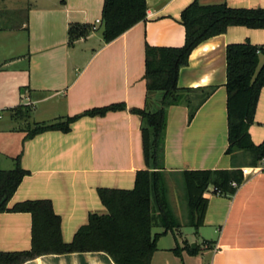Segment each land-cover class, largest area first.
<instances>
[{
	"label": "crops",
	"instance_id": "crops-1",
	"mask_svg": "<svg viewBox=\"0 0 264 264\" xmlns=\"http://www.w3.org/2000/svg\"><path fill=\"white\" fill-rule=\"evenodd\" d=\"M194 2L264 9V0H147L146 20L105 43L102 24L96 23L102 20L105 0H0V111L9 114L10 121L0 119V170H13L20 157L29 172L9 208L50 201L61 219L62 239L71 243L91 215L108 213L100 189L135 188L137 172L148 169L142 118L132 112L146 108V45L183 47L181 14ZM71 25L96 29L71 44ZM247 41L264 46V30L232 27L199 45L180 70L179 88L215 90L193 117L191 103L168 109L163 165L176 185L185 170H242L262 164H254L249 152L233 157L226 153L227 47ZM157 97L148 105L151 110L157 107ZM114 104L126 109L82 116ZM18 108V114L12 113ZM75 116L81 117L68 133L49 131L26 139L37 123ZM249 133L256 146L264 143V89ZM205 197L209 203L204 225L191 226L188 214L176 232L159 239L152 264H196L197 258L207 264H264V171L246 179L232 197L217 194L213 187ZM183 226L194 228L196 239H189ZM32 228L30 213H1L0 252L30 251ZM155 228L161 227L153 228L154 235L164 231ZM193 244L199 255L189 253ZM25 264L115 262L107 253L85 252L43 255Z\"/></svg>",
	"mask_w": 264,
	"mask_h": 264
},
{
	"label": "trees",
	"instance_id": "trees-1",
	"mask_svg": "<svg viewBox=\"0 0 264 264\" xmlns=\"http://www.w3.org/2000/svg\"><path fill=\"white\" fill-rule=\"evenodd\" d=\"M147 0H105L102 12V28L105 43H110L147 18ZM186 31L183 47H153L146 45L147 82L146 108L132 110L142 118V142L146 170L137 172L133 190L100 189L99 196L108 210L107 214H93L71 243H65L61 234V219L50 201H26L8 204L23 179L29 175L16 161L13 170H0V214L30 213L33 217L32 249L28 252H0V264H25L43 255L104 252L115 264H152L159 239L180 228L167 196V184L163 165L164 143L168 109L183 102L191 103L193 117L199 107L212 95V89H182L178 86L180 70L188 66L192 52L205 41L225 34L232 27L264 30V9L230 8L226 4L202 6L194 2L181 14ZM91 26L71 25L70 43L86 37ZM264 46L247 41L227 47V155L249 152L254 164L264 160V143L256 146L249 129L254 123L261 91L264 89ZM157 95L153 110L148 107ZM194 103V104H193ZM121 104L86 111L82 116H103L109 111L124 110ZM21 108L12 110L19 112ZM30 110H26V115ZM24 113V112H23ZM21 115V114H20ZM81 116L58 119L50 123H37L26 139L49 131L68 133L71 125ZM183 178L189 209V223L200 228L204 225L209 200L205 197L211 187L225 197H232L244 183L242 170H185ZM236 184V186H234ZM154 227L163 228L153 234ZM207 243V242H206ZM196 255L198 247H189Z\"/></svg>",
	"mask_w": 264,
	"mask_h": 264
},
{
	"label": "rangeland",
	"instance_id": "rangeland-1",
	"mask_svg": "<svg viewBox=\"0 0 264 264\" xmlns=\"http://www.w3.org/2000/svg\"><path fill=\"white\" fill-rule=\"evenodd\" d=\"M0 14H3V13H0ZM2 22L4 23V21L1 20L0 24H2ZM3 118H4L3 122L10 123L9 114L4 115ZM165 180H166L167 189H168L167 195H168L170 206H171L173 212L175 213V215L177 216L179 223L184 224V221H186L187 215L189 214L188 213L189 209H188V200H187V196H186L183 178L181 177L179 184L176 185L174 182V181H176L175 177L173 175H168L165 173ZM168 183L170 184V186ZM181 230L186 234V236L189 237V239H196V236H195L196 231L194 228H192L190 226H183ZM160 231H162L161 228H155V230H154V232H160ZM170 238L171 237H169L166 240H170ZM196 255H199V253H197ZM187 260H189V259H187ZM190 262H191L190 264H192V261H190ZM194 262H196V264H207L205 259L203 260V259H199V258H197L196 260L194 259ZM178 264H182V263L178 262Z\"/></svg>",
	"mask_w": 264,
	"mask_h": 264
},
{
	"label": "built area",
	"instance_id": "built-area-1",
	"mask_svg": "<svg viewBox=\"0 0 264 264\" xmlns=\"http://www.w3.org/2000/svg\"><path fill=\"white\" fill-rule=\"evenodd\" d=\"M97 24H102V20H97L96 22ZM93 29L95 30L96 27H93ZM3 113L2 111H0V119L3 118ZM262 164L259 166H255L252 168H242V173L244 176V181L248 178H251L253 176H256L257 174L261 173L264 171V160H262L261 162ZM234 186H236V184H234Z\"/></svg>",
	"mask_w": 264,
	"mask_h": 264
},
{
	"label": "water",
	"instance_id": "water-1",
	"mask_svg": "<svg viewBox=\"0 0 264 264\" xmlns=\"http://www.w3.org/2000/svg\"><path fill=\"white\" fill-rule=\"evenodd\" d=\"M192 248H193V249H195V248H196L195 244H193V245H192Z\"/></svg>",
	"mask_w": 264,
	"mask_h": 264
}]
</instances>
